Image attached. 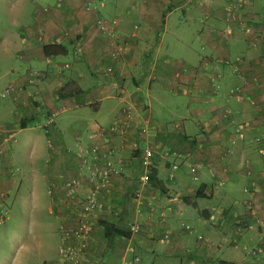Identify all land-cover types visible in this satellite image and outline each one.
Here are the masks:
<instances>
[{
  "label": "crops",
  "instance_id": "obj_1",
  "mask_svg": "<svg viewBox=\"0 0 264 264\" xmlns=\"http://www.w3.org/2000/svg\"><path fill=\"white\" fill-rule=\"evenodd\" d=\"M88 1L35 3L16 23L17 38L0 26V65L15 60L0 77L4 90L12 87L4 107L12 122L0 121V217L20 170L19 185L45 179L57 231L74 229L65 180L59 184L54 171L78 180L80 195L87 194L95 181L80 149L93 141L115 172L100 191L81 264H103L107 254L113 264H264V0H109L103 15L117 20L124 42L112 77L104 75L110 48L97 16L85 11ZM237 5L228 23L225 13ZM47 45H64L66 54L45 57ZM30 71L42 77L32 82ZM226 109L246 126L240 134L226 122ZM145 117L155 127L142 139ZM94 121L101 132L90 139ZM116 122L117 132L108 131ZM145 148L157 152V174L142 187ZM45 149L54 167L48 181L23 172L37 168ZM135 222L139 230L131 233ZM106 224L129 237L104 238Z\"/></svg>",
  "mask_w": 264,
  "mask_h": 264
},
{
  "label": "rangeland",
  "instance_id": "obj_2",
  "mask_svg": "<svg viewBox=\"0 0 264 264\" xmlns=\"http://www.w3.org/2000/svg\"><path fill=\"white\" fill-rule=\"evenodd\" d=\"M108 2L109 0L105 2L104 7H100L99 3L94 1L95 4H92V6L96 5L95 7L98 12L97 17H101L105 20H112L103 15L105 7H108L106 6ZM35 3L42 8H46V6H52L56 3V0H0V26H7L11 35L17 38L20 26H17L18 24L16 23L19 22L20 18L23 20V14L24 19L27 20L31 13L30 9L34 8ZM28 7L30 8L29 11ZM21 10L23 11L20 14ZM120 43H122V40L118 41V44ZM122 44L124 45V42ZM13 59L7 64L0 65V77L1 73L4 74L8 72L12 66H15L13 65L15 61ZM4 86L5 82H2L0 84V121L11 123L12 121L9 120L12 118V115L6 117L4 107L8 104L10 105L12 102L9 96L3 97ZM55 124H59V121H55L53 126H55ZM52 128L49 129V132ZM39 151L40 153L36 155L38 158L36 163L37 168L33 169V171H31V169H25L23 172L44 176L48 181L47 178L49 174L52 175L54 168L49 163L48 154L50 151L48 149L43 150V152L41 150ZM54 173L57 174L56 178L59 184L62 183V179L67 183L73 178L68 177V175L60 169L55 170ZM15 176L16 186H14V188L10 190L11 192L8 193L9 195L6 196V206L0 217V264L60 263L58 248L60 246L59 229L61 227L57 231L59 221L48 212L49 197L47 195L48 187L45 179L44 181L40 180L36 182L35 186V183L32 184L33 178L31 180V177H26L19 185L17 183L21 181L20 170L15 171ZM19 187L21 189L20 194L22 200H17L14 205L12 201ZM112 262L109 254L103 259V264H113Z\"/></svg>",
  "mask_w": 264,
  "mask_h": 264
},
{
  "label": "built area",
  "instance_id": "obj_3",
  "mask_svg": "<svg viewBox=\"0 0 264 264\" xmlns=\"http://www.w3.org/2000/svg\"><path fill=\"white\" fill-rule=\"evenodd\" d=\"M94 1H97L100 7L105 6V2L107 0H92L88 1L84 8L85 11L92 12L97 16V8L92 6L95 4ZM61 2V0H58ZM239 5V4H238ZM230 8L226 13V21L228 23H232L236 21L237 11L239 6ZM95 26L101 35L106 39L108 46L110 48L109 57L111 64L107 66L104 74L105 76H112V64L116 63L118 60L120 61L123 53L124 46L122 43L118 44L119 41V29L118 22L115 19L105 20L101 17H97L95 21ZM231 29L225 30V35H230ZM30 81H37L42 77V74L35 71L29 72ZM118 87V85H116ZM12 92V87L8 86L4 90L3 97L9 96ZM235 93H238V89L235 88ZM224 117H228L232 126L236 128L237 133L243 132L246 126H240L236 121L233 115L229 110L224 111ZM57 116V112H53L49 114L47 121H53ZM141 136L145 139L149 137V129L152 121L149 118H144L141 120ZM119 127V123H115L108 129L110 132H117ZM101 129V126L98 122L94 121L90 124L89 135L90 139H94L97 137ZM12 138V136H9ZM81 151V160L83 164L86 166L88 173L91 175V178L95 181L94 186L87 192V194L81 196L79 193L80 184L78 180L72 179L64 184V188L66 189V199L69 204L73 206V215L76 220V226L74 229H59L60 236V246L58 248V255L60 258V264H81L82 261V253L88 247L90 233L93 231V218L99 206V196L100 191L106 187L108 184V180L110 176L115 172L112 164L109 161L101 159L99 155V148L95 142L92 143L82 149ZM157 152L151 148H145L142 151L140 156L141 166L144 169L143 174L139 178V184L142 187H145L149 184V176L150 169L154 167V156ZM2 154V150L0 149V157ZM178 165L173 166V170L178 171ZM190 173L194 181L197 180L196 169L194 167L190 168ZM131 226V231L136 232L138 230V222L133 223ZM139 257H134L133 262L138 263ZM120 264H130V262L124 260Z\"/></svg>",
  "mask_w": 264,
  "mask_h": 264
},
{
  "label": "trees",
  "instance_id": "obj_4",
  "mask_svg": "<svg viewBox=\"0 0 264 264\" xmlns=\"http://www.w3.org/2000/svg\"><path fill=\"white\" fill-rule=\"evenodd\" d=\"M227 13V12H226ZM226 13H225V17L224 18H226ZM226 20V19H225ZM119 32H120V30H119ZM119 35H120V33H119ZM42 52H43V54H44V56L45 57H56V56H62V55H65L66 54V47L64 46V45H47V46H44L43 48H42ZM119 61V60H118ZM117 61V62H118ZM116 62V63H117ZM223 64H228V63H226V62H224ZM112 70H113V76H114V73H115V63H113L112 64ZM105 75V74H104ZM65 94L63 93V91H59L58 92V97H63ZM226 110H228V109H226ZM225 111V110H224ZM232 115V114H231ZM49 116V115H48ZM48 116H47V118H48ZM224 116H226V115H224ZM145 118H148V117H145ZM225 119H226V122L229 124V125H231L232 126V124L230 123V121H229V118L228 117H224ZM142 121H140L139 122V127H138V132H139V135L141 136V126H142V123H141ZM28 123V122H27ZM27 123H25V122H22V123H20V128H26L27 127ZM151 123H153V122H151ZM153 127H155V125H150V129H149V134H151V132H152V129H153ZM44 129L46 130V132H47V134H48V130H49V126H47V127H44ZM141 138L142 139H145L143 136H141ZM142 151L143 150H141V152H140V156H141V154H142ZM141 158H139V161H140V166H141V160H140ZM173 166L174 165H172V168H173ZM155 167V166H154ZM154 167H152L151 169H150V176H149V184L151 183V182H155L156 181V174H157V170L154 168ZM178 167V171H179V169H180V167H179V165L177 166ZM141 168L143 169V167L141 166ZM144 170V169H143ZM189 173H190V171H189ZM191 174V173H190ZM196 196H201V194L200 193H197L196 194ZM132 225H134V224H131L130 226H129V231L131 232V233H134V232H132L131 231V226ZM138 230H139V226H138ZM137 230V231H138ZM136 231V232H137ZM135 232V233H136ZM103 237L104 238H107V237H110V236H117V237H120V238H128L129 237V232H127V231H123V230H119V229H117L116 227H114V225H112V224H106V225H104V227H103Z\"/></svg>",
  "mask_w": 264,
  "mask_h": 264
}]
</instances>
